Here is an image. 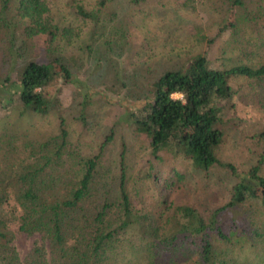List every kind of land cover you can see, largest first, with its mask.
<instances>
[{"label": "rangeland", "instance_id": "374dc122", "mask_svg": "<svg viewBox=\"0 0 264 264\" xmlns=\"http://www.w3.org/2000/svg\"><path fill=\"white\" fill-rule=\"evenodd\" d=\"M184 1L144 0L132 5L128 0H105L102 4L100 0H45L48 12L56 18L55 23L81 28L82 32L78 39L72 40L71 49L61 60L76 74V84L64 85L56 79L47 87L44 94L55 97L58 109L42 117L23 110L15 100L17 72L22 63L47 62L42 43L26 44L23 56L12 62L0 32V220L3 223L0 229L10 239L7 252L0 254V264L10 260H13L11 264L70 262L55 256L41 234L28 235L18 229L21 210L16 202V176L29 165L32 149L57 136L58 115L67 131L58 172L59 194L62 198L74 188L82 161L97 157L93 182L100 186L84 205L94 211L106 206L104 220L107 223L110 217L112 227L120 221L122 213L117 185L119 155L124 149L125 193L130 213L139 219L142 231L124 235L118 232L107 260L100 264H194L205 238L214 257L226 264H264V213L255 201L220 211L214 223L226 241L219 240L209 229L198 235L181 231L188 221L175 211L177 207H189L208 224L212 213L228 202L236 177L219 167L206 173L194 171L187 160L167 154L154 159L145 139L125 123V113L137 109L140 102L123 96L114 85L115 73V76H128L139 71L154 78L164 70H183L195 56H204L213 69H222L226 60L232 58L249 63L245 52L233 53L235 45L232 52L230 31L217 35L219 28L226 25L227 1L195 0L193 4ZM242 1L251 13L257 6H264V0ZM76 3L86 11L99 9L98 19L104 23L93 27L91 22L81 20L73 9ZM238 12L234 16L237 24L241 15ZM104 25L120 27L124 44L107 55L93 44L87 51L86 46L91 42L82 33L89 27L92 32L103 33L108 30L102 29ZM256 36L255 31L246 30L241 22L233 39L249 44ZM93 40L97 43L101 39L96 35ZM56 57L60 58L59 54ZM257 60H264V56ZM231 85L235 96L223 110L226 124L216 156L232 164L237 175L243 176L257 162L264 146L257 137L264 128V106L259 104L264 88L244 78L234 79ZM83 93L90 95V99L81 111ZM81 114L85 126L79 120ZM109 136L110 140H105ZM261 168L264 175V165ZM34 248L41 249L39 255L33 253Z\"/></svg>", "mask_w": 264, "mask_h": 264}, {"label": "trees", "instance_id": "16d2710c", "mask_svg": "<svg viewBox=\"0 0 264 264\" xmlns=\"http://www.w3.org/2000/svg\"><path fill=\"white\" fill-rule=\"evenodd\" d=\"M100 1L102 4L105 0ZM225 1L229 4L226 25L219 28L217 35L225 30L230 31L232 39L229 40V45L232 52L233 45L236 47L233 53L240 55L245 52L248 64L233 61L232 58L226 60L222 69H213L204 56H195L183 70H164L154 78L139 71H134L128 76H115L117 73L112 76L115 79L114 85L118 86L125 98L140 102L137 109L125 113V123L130 124L134 131L145 139L149 154L154 159H158L160 154H167L187 160L194 171L206 173L219 167L236 177L237 182L231 188L228 202L212 213L208 224H204L189 207L175 209L188 221L181 231L198 235L209 229L222 241L228 239L222 234L217 223H214L220 211L239 207L252 200L257 202L264 213V175L260 173L264 165V146L257 162L243 176L237 175L232 164L222 162L216 156L223 141L226 124L223 110L235 96L231 81L244 78L256 81L264 88V60H257L264 56V6H257L251 13L249 6L242 0ZM142 2L144 0H128L132 5ZM184 2L193 4L195 0ZM73 9L77 17L91 22L93 27L104 23L98 19L99 9L86 11L80 3L74 4ZM238 10L241 15L237 24L234 16ZM55 19L48 12L45 0H0V32L4 41L6 40V52L10 60L16 62V59H20L27 48L26 44L31 41L42 43L47 62L37 63L29 60L22 63L17 72L15 98L23 110L39 117L58 109L55 97L44 94L47 87L56 79L64 85L76 84V74L68 64L61 63V60L63 54L71 49L72 40L78 39L82 29L59 26L54 22ZM241 22L246 30L257 33L249 44L239 41L237 43L233 39ZM104 27L108 30L103 33L92 32L91 27L87 32H83L84 35L82 33V36L91 42L86 46L87 51H90L93 44L102 48L107 55L124 44L120 27L104 25L102 29ZM96 35L101 39L97 43L93 40ZM57 54L60 58L56 57ZM172 95H178L179 98H173ZM89 99L90 95L83 93L81 111L88 106ZM259 104L264 106V95ZM57 120V136L32 149L29 165L16 176V202L21 210L18 229L28 235L41 234L48 240L55 256L70 261L69 264H100V261L104 263L112 244L117 242L114 236L118 232L124 235L142 231L139 219H135L130 213L125 193L122 167L124 149L122 147L119 155L120 176L117 185L122 213L120 221L112 227L110 217L107 223L104 220L106 206L102 205L99 211H94L95 209L84 205L94 194L92 191L98 192L100 186L93 182L97 157L82 161L76 185L61 198L57 182L62 150L66 147L67 131L60 115ZM79 120L85 126L86 121L82 114ZM257 137L258 141L264 142V128ZM110 138L111 136L105 140L109 141ZM2 225L0 220V226ZM9 241L7 233L0 229V250L4 249L0 254L7 252ZM32 251L39 255L41 249L34 248ZM12 262L13 260H10V263L5 264ZM194 264L226 263L214 257L212 247L205 238L202 239L201 250Z\"/></svg>", "mask_w": 264, "mask_h": 264}]
</instances>
